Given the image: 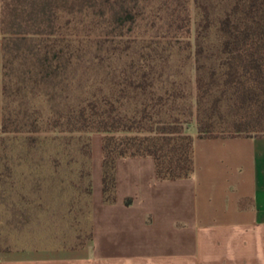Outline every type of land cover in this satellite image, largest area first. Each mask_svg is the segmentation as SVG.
I'll use <instances>...</instances> for the list:
<instances>
[{
    "label": "trees",
    "instance_id": "16d2710c",
    "mask_svg": "<svg viewBox=\"0 0 264 264\" xmlns=\"http://www.w3.org/2000/svg\"><path fill=\"white\" fill-rule=\"evenodd\" d=\"M171 1L153 19L147 0H0V132L21 129L10 87L29 83V137L80 142L83 194L91 133H101L109 202L121 156L150 155L161 179L191 176L193 118L199 136L226 122L230 134L264 132V0H193L192 39L186 0ZM221 103L238 111L226 117Z\"/></svg>",
    "mask_w": 264,
    "mask_h": 264
},
{
    "label": "crops",
    "instance_id": "0c3cea01",
    "mask_svg": "<svg viewBox=\"0 0 264 264\" xmlns=\"http://www.w3.org/2000/svg\"><path fill=\"white\" fill-rule=\"evenodd\" d=\"M189 133L191 176L161 179L150 155L121 156L109 202L92 132L88 235L73 214L42 239L79 243L1 249L0 264H264V133Z\"/></svg>",
    "mask_w": 264,
    "mask_h": 264
},
{
    "label": "rangeland",
    "instance_id": "374dc122",
    "mask_svg": "<svg viewBox=\"0 0 264 264\" xmlns=\"http://www.w3.org/2000/svg\"><path fill=\"white\" fill-rule=\"evenodd\" d=\"M170 2V4H169ZM171 0H147V13L155 18L159 7L162 12L176 4ZM191 22V39L195 29V7L193 0H186ZM141 21L137 28L146 25ZM153 26L150 30L158 27ZM2 69L0 57V123L3 115ZM16 91L17 82H11V107L19 111L13 114L12 126L20 130L0 132V250L21 249L38 245L77 244L76 241L42 239L48 234L62 229L66 218L76 216V232L86 237L88 227V195L82 191L86 188L87 177L80 179L77 172L81 163L80 142L76 139L66 143L62 134L38 133L29 137V83ZM221 113L229 117L236 113V104L221 103ZM239 111H243L240 109ZM239 113V112H238ZM214 133H233L228 122L220 123ZM195 127L194 118L187 124L189 132ZM251 133H264L250 131ZM244 133V132H241ZM81 218V220H79ZM80 224V225H78ZM55 230V231H54Z\"/></svg>",
    "mask_w": 264,
    "mask_h": 264
}]
</instances>
